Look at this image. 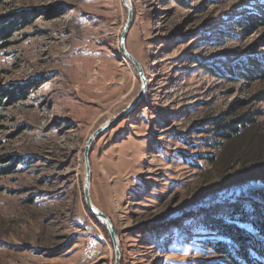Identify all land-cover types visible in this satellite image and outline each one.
<instances>
[{
	"label": "rangeland",
	"instance_id": "374dc122",
	"mask_svg": "<svg viewBox=\"0 0 264 264\" xmlns=\"http://www.w3.org/2000/svg\"><path fill=\"white\" fill-rule=\"evenodd\" d=\"M127 1L125 46L147 90L92 143L90 198L114 225L120 264H211L219 256L190 227L215 214L202 205L264 186V104L254 99L264 74L228 82L201 67L264 53V23L228 19L264 0ZM14 13L27 21L0 48V168L13 169L0 175V264H114L85 208L83 150L139 92L119 47L127 11L120 0H1L0 27ZM220 28L232 34L203 42ZM18 87L26 93L12 102ZM245 118L254 121L218 136Z\"/></svg>",
	"mask_w": 264,
	"mask_h": 264
},
{
	"label": "trees",
	"instance_id": "16d2710c",
	"mask_svg": "<svg viewBox=\"0 0 264 264\" xmlns=\"http://www.w3.org/2000/svg\"><path fill=\"white\" fill-rule=\"evenodd\" d=\"M173 1L181 6H185L187 2L186 0ZM253 4L254 7L246 6L240 9V12H244L242 13L243 15L235 17L232 15L231 17H228V19L235 25L243 26L245 28L256 27L259 23H264V2L255 1ZM10 17H14V21H8L7 19L5 25L0 27V40H2L0 48L6 46L12 33L24 21H27L20 13H14ZM231 34L232 32L229 30H223L222 28L216 29L211 34L206 33V40L203 42L208 43L210 46L217 45L222 39L219 36L228 37ZM261 44L262 45L260 46H264V38ZM216 60V62H204L201 68L204 69V71L209 72L212 76H216L219 79L228 82L252 81L256 80L258 76L260 77L264 74V53L262 55L243 56L237 63L231 65H229L230 63L225 62L223 58H216ZM24 93H26L24 87H18L11 90L10 101L12 100L13 102L18 97H23ZM254 99L264 104V91L258 92L254 96ZM257 113L264 115V111ZM253 121L254 119L245 118L226 124H220V127L224 128L226 131H219L218 136L224 139H229L231 136L239 132L240 127L245 126L246 122L250 123ZM11 169V167L0 168V175L11 173L13 171V169ZM210 202L211 201L208 202V205L211 204ZM210 206V210L204 208V205L199 207L201 214L204 215L205 212L215 214L213 216H206L207 220L201 223L203 217L199 220L200 223L196 221L190 227L192 234L196 232L197 235H206L202 243L206 244L212 253L219 256V259L211 260L210 263L264 264V186H243L237 193L224 195V198H220L217 201V207L215 206V208H212V205ZM87 213L94 222L102 228L105 236L109 239L105 226L98 222L88 210ZM183 226L188 227L182 225L180 227V234L186 232L182 231L181 228ZM181 240V238L178 239V241ZM165 242L166 241H162L160 245L162 246ZM224 261L227 263H224Z\"/></svg>",
	"mask_w": 264,
	"mask_h": 264
},
{
	"label": "water",
	"instance_id": "95a60500",
	"mask_svg": "<svg viewBox=\"0 0 264 264\" xmlns=\"http://www.w3.org/2000/svg\"><path fill=\"white\" fill-rule=\"evenodd\" d=\"M122 7L127 11V19L122 28L119 38V47L122 52L123 57L132 64L135 69L137 76L140 80V88L136 97L127 105L125 109H123L112 121L108 122L106 125H100L87 139L84 150H83V162H84V181L82 186V194L84 204L88 210V212L96 218L98 222L105 226V229L108 233L110 243L113 249L114 255V264H120L121 252L119 248V238L114 228L113 223L110 218L102 212L99 208H97L91 201L90 198V176L91 170L89 165V151L91 149L92 143L95 141L97 137H99L103 132L111 129L117 122L122 120L136 105L141 101L144 97L145 92L147 90V81L144 74V70L142 69L140 63L133 55H131L125 46V40L127 32L130 28L132 22V6L128 3L127 0H120Z\"/></svg>",
	"mask_w": 264,
	"mask_h": 264
}]
</instances>
